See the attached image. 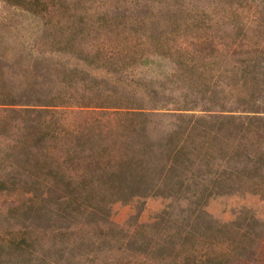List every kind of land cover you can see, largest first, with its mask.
I'll use <instances>...</instances> for the list:
<instances>
[{"label":"rangeland","instance_id":"1","mask_svg":"<svg viewBox=\"0 0 264 264\" xmlns=\"http://www.w3.org/2000/svg\"><path fill=\"white\" fill-rule=\"evenodd\" d=\"M91 1L96 8L99 0H0V90L17 94L22 107L59 93L83 97L122 79L140 91L147 108L152 162L130 192L79 186L92 205L80 210L55 203L68 187L32 183L19 167L0 187V252L7 254L0 264H264V0H128L123 6L107 0L99 6L114 22L123 11L143 31H172V38L191 43L209 62L208 97L213 89L235 87L217 95L239 105L252 94L262 110L254 118L207 116L201 108L213 103L203 100L205 92L189 89L182 70L159 54L116 73L63 48ZM86 40L101 39L92 33ZM250 44L260 51L240 52ZM185 95L194 108L183 117L172 108ZM17 116L20 125L25 114ZM186 127L193 132L182 138ZM12 134L0 130V155ZM180 142L177 163L169 166L171 148ZM33 195L53 201L40 214L25 212Z\"/></svg>","mask_w":264,"mask_h":264},{"label":"trees","instance_id":"2","mask_svg":"<svg viewBox=\"0 0 264 264\" xmlns=\"http://www.w3.org/2000/svg\"><path fill=\"white\" fill-rule=\"evenodd\" d=\"M111 1L123 6L128 0ZM106 2L99 0L96 8L92 6L93 1L83 5L79 28L68 35L63 48H76L85 53L91 62L112 68L116 73L144 64L149 55L156 53L171 59L175 69L182 70L180 77L188 82L189 89L205 92L203 100L213 103L201 108L207 116L230 118L238 113L237 118L240 115L254 118L262 111L250 101L252 94L241 93L244 95L242 100L239 98V105L228 103L230 97L227 96L222 97L221 101L217 93H231L235 87L229 90L221 87L219 91L213 89L208 97L209 89L205 86L209 82L206 75L209 62L199 57L191 43L172 38V31L164 30L157 34L152 28L143 31L142 25L134 20L135 16L127 17L123 11L115 15L117 22H114L108 10L99 9L100 4ZM92 33L101 39L96 44L86 40L87 35ZM109 34L116 37L104 38ZM75 35H80L82 41H77ZM241 51L260 50L259 46L250 44ZM197 70H200L198 80L194 78ZM95 79L99 81L97 77ZM112 83L108 88L98 85L96 90L79 97L91 98L87 102L79 101L76 94L64 97L59 93L45 100L28 101L22 107H16L22 104L17 94L0 90V130L13 133L12 143L5 154L0 155V187L14 180L11 173L17 174L19 167H26L21 174L25 178L29 177L32 183L61 189L68 187L65 196H59L54 201L58 206L64 205L70 209L80 210L83 206H92L87 201L89 195H83L78 190L79 186L92 188L109 185L116 195L130 192L134 181L144 175L146 167L152 162V150L146 141L149 114L140 91L130 89L122 79H114ZM186 95L183 105L172 108L182 112L183 117L193 114L189 111L194 108L188 105ZM162 107L151 108L169 109ZM19 112L24 113L25 117L22 124L17 126L14 121L18 119ZM15 126L17 129L13 130ZM190 132H193L192 129L186 127L181 132L182 138L188 137ZM181 142L172 146L169 166L177 163L183 145ZM80 194L83 199L77 201L75 198ZM51 201L48 196L33 195L25 212L40 214L47 210ZM96 205L102 208L107 204L98 202ZM6 255L0 252V258Z\"/></svg>","mask_w":264,"mask_h":264}]
</instances>
